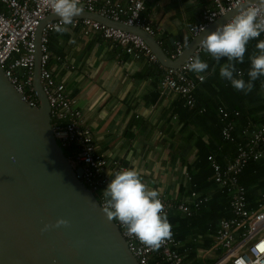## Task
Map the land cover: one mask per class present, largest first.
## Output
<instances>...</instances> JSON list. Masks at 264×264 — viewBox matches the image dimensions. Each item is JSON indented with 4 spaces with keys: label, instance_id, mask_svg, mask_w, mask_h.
Wrapping results in <instances>:
<instances>
[{
    "label": "crops",
    "instance_id": "1",
    "mask_svg": "<svg viewBox=\"0 0 264 264\" xmlns=\"http://www.w3.org/2000/svg\"><path fill=\"white\" fill-rule=\"evenodd\" d=\"M211 5V0H147L144 15L154 29L152 35L170 57L179 43L199 37L191 36L189 28ZM220 21L215 19L200 36ZM69 27V33H50L48 67L76 99L95 150L104 154L109 165L119 161L126 168L135 167L142 181L161 196L191 206L198 202L189 215L171 213L167 219L184 259L213 264L218 253L209 248L219 221L229 215V201L217 190L207 155L226 164L235 158L238 145L264 125V76L253 82L251 91H238L219 75L226 58L217 63L202 50L195 52L197 44L187 57L199 54L209 67L200 74L188 71L189 77L203 75L205 79L194 89V105L185 106L173 90L160 92L158 82L169 66L160 60L153 63L141 52L137 58L122 55L118 43L97 30L84 34L80 26ZM147 40L156 49L151 38ZM256 43L249 42L244 62L236 64L245 81ZM219 105L239 111L233 140L221 136ZM248 124L249 130L244 131ZM239 184L245 186L248 208H255L264 190V159L250 160L239 175Z\"/></svg>",
    "mask_w": 264,
    "mask_h": 264
},
{
    "label": "built area",
    "instance_id": "2",
    "mask_svg": "<svg viewBox=\"0 0 264 264\" xmlns=\"http://www.w3.org/2000/svg\"><path fill=\"white\" fill-rule=\"evenodd\" d=\"M147 0H81L83 12L98 14L125 25L137 26L150 35L154 29L148 24L144 15ZM248 0H244L246 3ZM212 5L206 7L202 19L190 26L191 36H198L218 18H225L235 9L241 0H211ZM259 7L257 1L250 2ZM51 9L45 0H0V67L16 89L23 94L24 99L31 105H37L33 91V67L35 54V38L37 27L49 14ZM59 18L45 23L39 48L41 50V65L39 80L50 103L51 124L55 139L63 149L67 159L74 167H81V179L93 191H97L98 200L103 207L102 190L106 188L110 177L107 173L126 168L121 162L115 161L112 165L104 154L95 150L91 133L82 122V111L74 97L70 96L62 82H57L48 67V40L53 26L59 23ZM221 23V24H223ZM74 27L80 26L84 34L92 30L99 31L106 38L115 40L123 49L122 55L138 57L139 52L153 63L158 62L157 56L139 34L125 28L107 24L91 18H74ZM264 39V33L259 37ZM189 40L179 43L170 54L175 58ZM199 46L195 52H199ZM194 53L188 56L178 67H166L165 73L159 81L160 92L171 89L180 95L185 106H193L194 89L197 82L202 80L188 76L187 65ZM221 123V135L224 140H233L234 119L238 110L217 107ZM246 125L244 131L249 130ZM233 160L220 164L212 154L207 155L212 168V178L217 184L220 194H227L229 198L230 218L219 221L216 235L209 251L219 253L213 264H222L230 261L231 264H264V211L247 209L245 186L239 184V175L250 160L264 159V125L253 130L250 139L239 144ZM167 215L182 213L189 215L193 206L184 202H175L164 196L159 197ZM264 200V190L260 194ZM126 240L129 249L140 264H196L199 258L184 259L178 250L179 241L171 230V237L165 240L157 249L144 245L134 236L127 234L126 229L119 221L114 220Z\"/></svg>",
    "mask_w": 264,
    "mask_h": 264
},
{
    "label": "water",
    "instance_id": "3",
    "mask_svg": "<svg viewBox=\"0 0 264 264\" xmlns=\"http://www.w3.org/2000/svg\"><path fill=\"white\" fill-rule=\"evenodd\" d=\"M84 17L121 26L147 42L151 38L157 58L172 67L179 66L202 38L199 34L173 59L140 27L85 11L75 18ZM58 18L49 13L36 31L32 86L37 105L24 99L0 67V264H140L81 179V167L72 165L54 137L50 103L39 80V43L45 23ZM57 218L70 223L41 231Z\"/></svg>",
    "mask_w": 264,
    "mask_h": 264
},
{
    "label": "clouds",
    "instance_id": "4",
    "mask_svg": "<svg viewBox=\"0 0 264 264\" xmlns=\"http://www.w3.org/2000/svg\"><path fill=\"white\" fill-rule=\"evenodd\" d=\"M45 3L59 17L60 22L53 26V31L58 34L69 33V26L74 27V18L83 12L81 0H45ZM257 3L259 7L241 0L225 23L205 32L198 42L199 48L217 63L226 58L227 62L219 67L220 77L227 80L234 89L245 93L252 90L254 81L264 76V39H258L264 33V0H257ZM251 40H257L256 51L249 56L248 80L245 81L244 73L237 69L236 64L244 62ZM208 67L199 54L194 55L187 65L188 70L197 74L204 73ZM199 79L204 80L205 77L200 75ZM107 175L110 179L102 190V211L106 218L119 221L128 235L134 236L144 245L153 249L159 248L171 237V224L159 198L160 192L149 188L135 167L121 168ZM259 208L264 211V200L260 199V195L257 206L249 210ZM230 216L229 208V215L224 218ZM69 223L65 218H57L54 224H44L41 231L52 227H67ZM260 233L264 234V228Z\"/></svg>",
    "mask_w": 264,
    "mask_h": 264
},
{
    "label": "trees",
    "instance_id": "5",
    "mask_svg": "<svg viewBox=\"0 0 264 264\" xmlns=\"http://www.w3.org/2000/svg\"><path fill=\"white\" fill-rule=\"evenodd\" d=\"M258 85H259V84H258ZM258 85H257V86H258ZM257 86H254V88L257 87ZM233 110H234V109H233ZM220 133H221V125H220ZM221 136H222V135H221ZM222 138H223V137H222ZM226 141H227V140H226ZM216 161H217V160H216ZM217 162H218V161H217ZM94 193H95V194H98L97 191H95ZM217 256H218V254L216 255V257H217Z\"/></svg>",
    "mask_w": 264,
    "mask_h": 264
}]
</instances>
